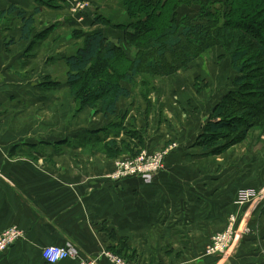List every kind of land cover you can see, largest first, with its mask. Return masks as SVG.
Returning a JSON list of instances; mask_svg holds the SVG:
<instances>
[{
  "label": "crops",
  "instance_id": "1",
  "mask_svg": "<svg viewBox=\"0 0 264 264\" xmlns=\"http://www.w3.org/2000/svg\"><path fill=\"white\" fill-rule=\"evenodd\" d=\"M88 1L90 7L80 19L66 0H0V232L15 225L25 234L0 252V264H49L41 251L52 244L80 251L78 257L56 264H78L80 258L109 249L135 264H264V147L259 139L234 145L233 163H227L223 157L231 148L209 155L198 143L204 113L174 133L152 135L146 123L139 124L135 107L121 106L123 97L114 114L85 106L76 120L87 111L96 113L93 120L91 114L88 122L80 123L83 127L65 120L50 126V121L25 119L36 106L49 107L52 95L68 90L67 82L50 87L56 81L50 62L78 50L68 51L70 33L59 34L101 30L108 39L116 37L118 31L99 20L123 15L116 10L121 1ZM37 11L36 33L25 38L20 15ZM120 111L121 119L113 121ZM99 116L106 124L96 121ZM103 127L105 136L94 132ZM54 142L65 147H53ZM110 142L124 156L166 150L164 167L150 181L137 176L113 179L119 155L106 157L103 148ZM40 144L45 149L36 147ZM50 157L57 163L43 161ZM243 189L262 192L263 197L239 205L236 199ZM232 214L239 219L236 225L248 222L252 233L243 234L228 256H206L212 235L228 226ZM99 264L112 263L103 257Z\"/></svg>",
  "mask_w": 264,
  "mask_h": 264
},
{
  "label": "trees",
  "instance_id": "2",
  "mask_svg": "<svg viewBox=\"0 0 264 264\" xmlns=\"http://www.w3.org/2000/svg\"><path fill=\"white\" fill-rule=\"evenodd\" d=\"M46 4L52 6L51 1ZM185 6H198L202 13L198 14V18L187 14L179 16L178 9ZM125 8L131 24L135 23L136 26V31L125 30L127 38L147 45L150 51L158 48L156 53L161 55L162 47L172 52L183 41L194 40L182 46L184 54L177 60L178 69L213 47L214 43L208 46L196 43L197 39L204 43L209 41L206 30L209 26L200 21L209 19V22L222 24L219 33L222 32L224 39L229 42L226 53L230 56L236 76L232 87L210 112L211 121L206 123L204 132L199 137V145L209 155L224 153L230 147L244 142L254 129L264 130V0H126ZM11 11L13 8L8 13ZM38 13L37 11L31 16H25L24 13L20 15L23 37L30 38L35 34ZM135 15L144 16L136 20ZM99 22L108 23V20L100 18ZM38 35L43 33L37 34L34 42L39 39ZM81 35L84 40L77 47V52L65 60L70 92L83 106L97 108V101L101 100V110L114 114L119 99L130 96V89L124 83H134L133 78L145 71L142 66H145L146 55L128 61L126 56H119L118 49L101 30ZM253 49L256 50L252 52ZM141 52L140 55L148 51ZM119 59L123 60L120 65L117 63ZM161 64L149 62L146 65H149L150 70H160ZM119 67H123L122 77L114 79L111 76L121 71ZM106 148L109 152H116L111 156L117 155L115 142H110ZM124 257L128 258L127 255Z\"/></svg>",
  "mask_w": 264,
  "mask_h": 264
},
{
  "label": "rangeland",
  "instance_id": "3",
  "mask_svg": "<svg viewBox=\"0 0 264 264\" xmlns=\"http://www.w3.org/2000/svg\"><path fill=\"white\" fill-rule=\"evenodd\" d=\"M120 1L121 3L117 4L118 8L115 9L117 10V13L119 11V12H123L124 14L123 15L118 14L115 15L114 17L111 16L110 18L107 17L105 18L106 20H108L107 24L110 25V27H112L113 29L118 31L116 37L108 40L109 42L112 43L114 47L118 49L119 56L120 57L122 55L126 56L128 61H131L137 58L138 56L143 57L146 55L144 61L145 66H142V68H144L145 71L142 73L140 72L139 75L133 78L134 83L129 85L124 83V86H126L131 90L130 94L131 93L133 94L131 95L130 99H125L123 97L121 106L123 108L130 106V110L131 109L134 110L135 107V110L139 113V119H138L139 124L144 125L146 123L147 128L150 129L152 135L153 133L157 134L158 133L157 131L165 134L174 133L173 129H177L179 127L182 128L183 126H186L187 124L189 125L192 122L196 123L198 119L197 115H201L202 113L204 114H202L203 119L201 121L205 122L204 125H206V123L211 121L210 112H212L213 109L217 106L222 96L229 91L228 89L232 87L233 79L236 76V72L232 68V62L230 56L226 53L229 47L228 44L229 42L227 41V39H224L222 32L219 33L222 24H220L221 25L220 26L215 22L213 23L209 22L210 21L209 19H202V21H200L203 24L209 26L206 29L208 33L207 40L209 41L204 43L200 39H197L198 42L196 41L195 42L204 45L206 44L207 46L208 44L214 43L213 47H211L212 45L209 46L211 48L205 50L204 53H202L199 58L191 61L185 67L178 69V67H176L177 60L180 55L184 54L182 46L194 40L187 39L183 41L181 45H179L178 48L172 52L162 47L161 55L156 53L158 51V48H154V49L152 48V50L150 51V47H148L147 45H143V43L140 42H132L130 39L127 38V33L125 30L127 29L130 31L132 30L136 31L135 29L136 26L135 23L131 24L130 22L129 14L125 8L126 0H120ZM170 2H172V0H170ZM217 6H219V4ZM201 13L202 12H200L198 6L197 7L185 6L178 9L179 16L187 14L189 16H195V18H198L197 17L198 14ZM135 16L137 20L138 18L144 15L141 16L135 15ZM200 18H202V16ZM36 20L39 26V17H36ZM254 30H257V28H255ZM69 33L72 35L71 38L72 42L70 43L71 46L69 47L68 51L72 50V52H74V50H77V47L83 42L84 37H82L81 33H78V30L76 29H72L71 31H66V33H63L62 35L59 34V37L60 36L63 37V35H66V37H68ZM210 34L211 36L209 37ZM48 43L49 42L47 41V43L43 46L44 47L43 51H46V48H48ZM37 49L38 48L35 49V52L37 51ZM145 50H147L148 52H143V54L140 55L142 53L141 51H145ZM255 50L256 49H253L252 52H254ZM194 51L196 52V50ZM65 60H66L65 57L63 60L60 58L59 61L56 62L51 61L50 64L48 65V68H50L49 71H52V73L55 76L54 78H56L55 82L50 83L51 88L56 89V87H59L60 85H63L64 83L67 82L68 66ZM149 62L162 63L161 69L150 70V68H148L149 65H146ZM117 63H119L120 65L123 63V60L119 59V62ZM35 68H37V65L33 66V69ZM119 68L121 69V71L119 70L118 72L115 73L112 70L114 76L112 74L111 77H113L114 79H121L122 77L121 73L123 67L122 68L119 67ZM40 69L42 70V66H40ZM146 70H148L149 72ZM39 84H44V83L41 80H39ZM70 90L71 87L69 88L68 86V90H66L65 94H63V92H60L57 93L56 95H52L53 103L49 105V107L45 108L47 104L38 105L35 107L32 116L31 114H29L25 119L30 121L32 117V119L34 118V120L39 121L40 123L43 120H46L47 122L50 121L49 122L50 126L65 120L66 123L71 122V124H74L75 122L76 126L83 127L82 124L84 122H88L87 121L89 120L88 117L92 113H89L87 111L86 116L83 115L80 120H76V117L79 115V113L83 111L85 106L80 104L79 99L74 97L71 94ZM101 105L102 102L101 100H99L97 101L96 104V107L97 106L98 107L97 108L93 107V109H97L98 111H100L102 108ZM123 108L121 109V111L123 110ZM42 109L47 110V112H42ZM121 111L119 112V114H117L115 117L112 118L113 121L121 119L118 118L121 116L120 115ZM95 113L96 111L91 116L92 120ZM95 119L97 122L100 123L102 122L106 124L107 122L101 116L96 117ZM131 124L132 123L128 124V126ZM47 129H50L52 131V129H56V128L50 127ZM104 129L105 128L103 127L101 131L96 130L94 132H97V134L100 136H105L104 133H106V131ZM40 133L41 132H37L38 135H40ZM248 139L249 141L251 140V142L254 139H259V143L262 142L264 147V130L259 128L250 131L246 140ZM52 146L56 148H60L61 145H59L58 142H54ZM100 146L101 145L97 147ZM244 146H249V144H245ZM36 147H41L45 149L46 146L40 144ZM61 147H65V145H62ZM238 147L239 146H236V148ZM230 148L231 150L228 149L229 152H227V155L223 157L226 160H228L227 163H231V162L233 163V161L230 159L233 158V153H234L233 148L235 147L232 146ZM107 149L108 148H103V151L107 155L106 157L109 158L111 154H116L115 151L109 152ZM36 151L37 150H34V153ZM42 151L44 152V150ZM121 155L115 156L116 160L114 164H116L117 160H119L120 158L126 157L124 155L122 156ZM244 155L245 154H243V156ZM43 161L47 163L52 162L53 164L57 163L52 157H50V159L47 160L44 159ZM106 251H110L115 256H120L124 258V260L129 264H135L134 260H132L131 258H126L124 256H121L117 254L115 251H111L110 249L104 250L103 252Z\"/></svg>",
  "mask_w": 264,
  "mask_h": 264
},
{
  "label": "built area",
  "instance_id": "4",
  "mask_svg": "<svg viewBox=\"0 0 264 264\" xmlns=\"http://www.w3.org/2000/svg\"><path fill=\"white\" fill-rule=\"evenodd\" d=\"M70 5V11L72 14L79 16L82 19V15L90 7L88 0H66ZM168 152L158 151L150 153L147 150L141 151L136 156H126L117 160L115 164V170L111 174L113 179H124L133 176L141 177L142 179L150 181L152 177L164 167L165 155ZM263 197L262 192L255 191L253 189H243L238 193L236 203L239 205H245L246 203L253 204ZM257 204V203H256ZM247 218H250L249 214H246ZM236 215L232 214L229 218L228 226L220 232H216L212 235L209 244L205 248L204 254L206 256L222 255L228 256L229 252L235 248L236 243L243 234L252 233V228L248 222L242 220L241 225H236ZM24 231L18 226H11L5 228L0 232V252H7L15 243L24 238ZM42 257L49 264H56L60 261L68 258H75L80 255V251L69 245H47L42 248ZM107 258L110 262L116 264H129L120 256H115L112 252L106 251L97 257L80 258L78 264H99L101 258Z\"/></svg>",
  "mask_w": 264,
  "mask_h": 264
}]
</instances>
